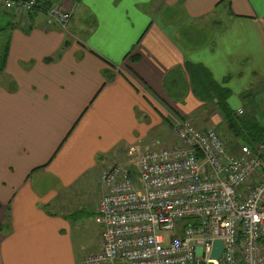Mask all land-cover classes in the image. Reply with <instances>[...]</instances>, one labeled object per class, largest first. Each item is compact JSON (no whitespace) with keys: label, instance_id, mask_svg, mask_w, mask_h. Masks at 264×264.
Wrapping results in <instances>:
<instances>
[{"label":"crops","instance_id":"0c3cea01","mask_svg":"<svg viewBox=\"0 0 264 264\" xmlns=\"http://www.w3.org/2000/svg\"><path fill=\"white\" fill-rule=\"evenodd\" d=\"M48 2L72 11L66 29L46 5L0 4V264H81L88 178L178 144L175 117L223 131L228 148L259 144L227 128L211 88L264 126V0Z\"/></svg>","mask_w":264,"mask_h":264},{"label":"built area","instance_id":"2783aa9c","mask_svg":"<svg viewBox=\"0 0 264 264\" xmlns=\"http://www.w3.org/2000/svg\"><path fill=\"white\" fill-rule=\"evenodd\" d=\"M42 3L0 0L25 14ZM45 8L48 24L67 28L71 10ZM171 126L179 143L157 140L142 154L140 188L122 164L101 175L102 248L81 264H264V142L233 153L213 127L178 117ZM217 240L223 251L214 259Z\"/></svg>","mask_w":264,"mask_h":264},{"label":"rangeland","instance_id":"374dc122","mask_svg":"<svg viewBox=\"0 0 264 264\" xmlns=\"http://www.w3.org/2000/svg\"><path fill=\"white\" fill-rule=\"evenodd\" d=\"M2 40L3 38H0V43ZM1 48L2 45H0V50ZM204 100H206L207 103H210L211 97L207 96V94L205 93ZM189 119L194 122V116L190 117ZM213 128H215L218 133L223 136L226 141H228V139L226 138L227 135L224 134L223 131H220L216 127ZM242 143L243 142L233 144L232 147L229 148L230 152L238 153L241 145H243ZM123 159L124 157L122 158V161H125L126 167L130 169V171L134 174V177H139V156L128 158L127 160L126 158L124 160ZM92 177L95 180L91 181V177L88 178L84 193L81 194L75 202L80 210L74 215L73 218L74 230L72 232V235L76 246H78L79 254L81 255V257H79V262L82 261V258L84 256L96 253V249L100 248V245L102 248L103 225L97 221V207L95 205L98 202V197L101 193V188L98 183L101 176L99 178L98 175H94Z\"/></svg>","mask_w":264,"mask_h":264},{"label":"trees","instance_id":"16d2710c","mask_svg":"<svg viewBox=\"0 0 264 264\" xmlns=\"http://www.w3.org/2000/svg\"><path fill=\"white\" fill-rule=\"evenodd\" d=\"M48 3H49L48 0H43L42 5L45 6ZM130 53L128 55H131ZM138 58H139L138 55H131L132 60H137ZM47 60H51V58H47ZM5 61H6V53L4 52V54L0 56V70L3 69ZM173 79H169V81L173 82ZM211 91L217 95L216 98L218 99L220 108L221 110H223V113L225 115L227 128L234 135L245 134V138H247L246 142L252 146L255 145L256 143L264 142V126L260 125L259 122L254 120L252 114H249V116L246 114L239 115L234 110L228 107L226 101L227 92L224 93L223 91H221V89L218 90L217 88L213 87L206 94L209 96ZM131 174L132 176H134L132 172ZM4 228H7V224H0V230H4Z\"/></svg>","mask_w":264,"mask_h":264},{"label":"water","instance_id":"95a60500","mask_svg":"<svg viewBox=\"0 0 264 264\" xmlns=\"http://www.w3.org/2000/svg\"><path fill=\"white\" fill-rule=\"evenodd\" d=\"M136 182H137V186L140 188L141 187V181L139 178L136 179ZM223 251V243L221 240H217L215 242V246H214V250H213V253H212V257L214 259H219L220 256H221V253Z\"/></svg>","mask_w":264,"mask_h":264}]
</instances>
